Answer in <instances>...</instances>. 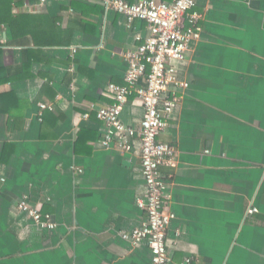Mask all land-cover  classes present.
I'll return each instance as SVG.
<instances>
[{
	"label": "crops",
	"instance_id": "0c3cea01",
	"mask_svg": "<svg viewBox=\"0 0 264 264\" xmlns=\"http://www.w3.org/2000/svg\"><path fill=\"white\" fill-rule=\"evenodd\" d=\"M74 2L75 10L68 0L13 3L14 13L42 16L31 28L43 56L55 61L35 63L31 78L0 84V92L13 90L30 103L22 130L9 131L0 112V153L5 142L20 149L0 163V264H151L146 242L121 236L146 217L137 204L147 192L140 140L132 152L107 148L103 123L78 117L110 103L107 85L124 82V54L149 30L141 20L128 27L106 0ZM197 10L204 30L177 64L190 86L160 136L176 148L174 164L161 167L177 214L168 231L170 264H264V0H198ZM60 29L68 32L63 38L55 34ZM27 30L21 44L9 45L13 32L2 25L0 63L12 73L22 66L24 46H36ZM68 34L69 44L50 43ZM41 103L53 105L42 119ZM144 113L132 96L121 117L138 127ZM44 114L45 132L55 137L41 141ZM18 190L58 227L41 229L18 213ZM253 207L258 211L250 213Z\"/></svg>",
	"mask_w": 264,
	"mask_h": 264
},
{
	"label": "built area",
	"instance_id": "2783aa9c",
	"mask_svg": "<svg viewBox=\"0 0 264 264\" xmlns=\"http://www.w3.org/2000/svg\"><path fill=\"white\" fill-rule=\"evenodd\" d=\"M40 1L47 3L49 0ZM105 5L123 14L128 27L141 20L149 30L145 38L138 35L136 38L140 42L124 54L127 62L124 82L107 85L105 94L111 99L110 103L92 107L104 126L102 145L107 148L116 145L126 152H132L134 141L140 140L142 173L147 192L137 199V204L146 217L131 231H122L121 236L134 245L146 242L152 253L151 264H170L172 257L168 231L177 214L170 208L173 196L161 167L174 164L176 148L161 141L160 136L181 103L184 90L190 86L188 81L180 78L177 63L185 60L192 41L201 37L203 14L197 10L198 0H106ZM75 53L76 49L71 57ZM132 96L142 100L145 110L138 127L126 125L121 117L124 106ZM46 109L52 110L53 105L40 104L41 119ZM91 115V111H85L79 113L78 117L87 119ZM15 210L26 214L41 229L53 230L58 227L53 214L34 203L27 193L17 200ZM256 211V207L249 209L250 213ZM187 264H191L189 259Z\"/></svg>",
	"mask_w": 264,
	"mask_h": 264
},
{
	"label": "trees",
	"instance_id": "16d2710c",
	"mask_svg": "<svg viewBox=\"0 0 264 264\" xmlns=\"http://www.w3.org/2000/svg\"><path fill=\"white\" fill-rule=\"evenodd\" d=\"M74 1L75 0L70 1V3L73 9L75 10V7H78V6L76 5ZM13 3H14V0H0V31L2 29L3 24H8L13 32V39L9 41L8 44L18 45V44H21V39L19 38V36L23 32L22 30H24V28H29L30 30H27L26 34L32 33V38H33L32 44L36 46H34V48L31 46L29 47L24 46L25 48L22 54L23 55L22 66L20 70L17 72L12 73L11 68H6L0 63V75H2V72H3V75H6L0 78V84L7 83L10 81H15V80L31 78L34 75V73L32 72V68L35 65V63L37 62L47 63V62L55 61L52 58L43 56L44 46H39V45H43L42 41H39V34L35 30H32L31 28L32 26H35L37 20H43L42 16L40 14L14 13ZM84 7L85 6L83 7L80 6V9L82 12H85ZM23 21L26 25L23 24ZM17 27H19L20 29L19 32L16 30ZM67 33L68 32L66 30H62V29H60V31H57V30L55 31V34L60 36L61 38L66 36ZM70 37H71L70 34H68V39L63 40L61 38H56L55 41H51L50 43H52L53 45L54 44L67 45L70 43ZM1 55H2V50L0 49V56ZM68 58L70 59V57ZM78 69L80 71L82 70L81 65H79ZM54 97H55V94H54ZM109 101H111V99H109ZM29 106H30V103L26 102L25 100L17 96L16 92L13 90H10L8 92H0V112L8 117L7 118V128L9 131L22 130L25 127V124H26L25 112L27 108H30ZM51 116H53V114H51ZM91 118H97V115L94 114L91 116ZM46 120L48 119H47V116H45L44 114L43 122L41 123V129L39 133L41 141L53 139V137H55L54 133H52L51 131L45 132L47 128L45 125ZM19 152H20L19 143L5 142L3 145L2 151L0 153V163H3V164L10 163L11 161L14 160L15 156L19 155ZM24 172L25 173L27 172V168L24 169L23 174ZM18 191L15 192V194L19 198L22 196L24 192H20V191L18 192Z\"/></svg>",
	"mask_w": 264,
	"mask_h": 264
},
{
	"label": "rangeland",
	"instance_id": "374dc122",
	"mask_svg": "<svg viewBox=\"0 0 264 264\" xmlns=\"http://www.w3.org/2000/svg\"><path fill=\"white\" fill-rule=\"evenodd\" d=\"M178 64V63H177ZM24 194H26V193H24Z\"/></svg>",
	"mask_w": 264,
	"mask_h": 264
}]
</instances>
